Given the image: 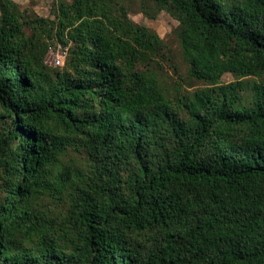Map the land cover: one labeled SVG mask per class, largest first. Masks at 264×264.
I'll return each mask as SVG.
<instances>
[{
	"label": "trees",
	"instance_id": "16d2710c",
	"mask_svg": "<svg viewBox=\"0 0 264 264\" xmlns=\"http://www.w3.org/2000/svg\"><path fill=\"white\" fill-rule=\"evenodd\" d=\"M142 1L205 87L169 96L118 0H0V264H264V0Z\"/></svg>",
	"mask_w": 264,
	"mask_h": 264
},
{
	"label": "rangeland",
	"instance_id": "374dc122",
	"mask_svg": "<svg viewBox=\"0 0 264 264\" xmlns=\"http://www.w3.org/2000/svg\"><path fill=\"white\" fill-rule=\"evenodd\" d=\"M14 1L21 11L25 13L27 20H31L35 17H42L53 20L55 17L56 6L60 1L71 0H12ZM119 5L122 6L127 14V17L136 25L143 26L150 31L154 32L163 41L162 50L156 56V60L159 61L160 66L158 67V73L161 85L167 91L169 96L173 97L180 93V95L190 94L195 90L205 87L201 83H196L190 80L187 76V66L183 62L181 57V49L179 42L176 38V31L178 30L179 23L174 20L168 13L161 11L154 15V17L149 18L145 15L143 1L142 0H118ZM146 2V1H145ZM149 7V14L152 13V3L146 2L144 5ZM28 35L31 34L30 29H26ZM63 46L62 44L51 46L49 51L44 56V62L49 65L50 59L49 55L52 53H57L59 47L61 48V63L56 66L58 69L64 67L66 64V59L69 53V46ZM54 68V66H51ZM245 81L251 83L253 80H257L256 77H250L249 79H244ZM236 80L230 74H225L221 78L223 84H228L235 82ZM179 87V90L175 88ZM242 94V93H241ZM248 99L249 96L247 92L244 94ZM2 124V123H1ZM2 126L0 125V132L2 131ZM73 169L83 170L85 167L84 155H79L75 152H71L68 159ZM55 209L57 204H51Z\"/></svg>",
	"mask_w": 264,
	"mask_h": 264
},
{
	"label": "built area",
	"instance_id": "2783aa9c",
	"mask_svg": "<svg viewBox=\"0 0 264 264\" xmlns=\"http://www.w3.org/2000/svg\"><path fill=\"white\" fill-rule=\"evenodd\" d=\"M61 48L59 47V51L57 53H52L49 55V59H50V62H49V65L51 66H59L60 63H61Z\"/></svg>",
	"mask_w": 264,
	"mask_h": 264
}]
</instances>
